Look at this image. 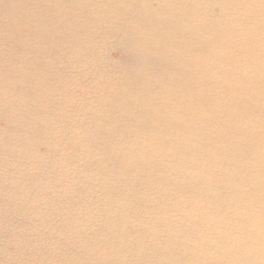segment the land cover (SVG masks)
I'll return each mask as SVG.
<instances>
[{"label":"clouds","instance_id":"1","mask_svg":"<svg viewBox=\"0 0 264 264\" xmlns=\"http://www.w3.org/2000/svg\"><path fill=\"white\" fill-rule=\"evenodd\" d=\"M27 14L59 37L63 79L45 91L66 103L44 123L60 187L29 199L12 181L23 194L10 202L32 223L12 229L0 264H264V0H56ZM117 47L134 63L113 61ZM34 68L0 65V101L13 113L10 88L35 80ZM77 179L92 195L61 212L47 193L60 200ZM114 185L126 190L115 203L104 195ZM142 197L156 207L138 217ZM97 229L119 246L98 243ZM45 232L59 237L46 256L30 243ZM61 247L80 255L61 257Z\"/></svg>","mask_w":264,"mask_h":264},{"label":"bare ground","instance_id":"2","mask_svg":"<svg viewBox=\"0 0 264 264\" xmlns=\"http://www.w3.org/2000/svg\"><path fill=\"white\" fill-rule=\"evenodd\" d=\"M49 2L55 3L56 0H3V3H0V65L8 63L11 68L13 65H27L30 62L35 65L32 71L37 73V78L35 80L30 79L24 87L17 85L14 89L10 88L12 95L20 98L12 101L16 106L14 113L11 106L4 107L3 102L0 101V247L9 241L13 228L27 230V226L32 223L27 217L16 212L10 202V194H23L18 190L19 185H13L12 181L19 179L21 183L25 184V190L30 189L29 199L36 197L40 189L48 182L57 188L60 187L56 183L60 180V174L54 166L59 153L49 155L48 133L44 123L45 114H48L51 109L58 111L66 103L63 99L55 100L48 97V93L45 91L46 88L57 87L56 82L63 79L62 76L58 75L59 72L63 71L58 68L59 60L57 57L60 56V48L57 41L59 37L46 34L38 26L36 18L27 14L28 9L33 8L36 4ZM63 2L70 3L71 0H63ZM208 51V45L202 44V54H207ZM115 52L120 54L119 57L114 59L111 56L110 58L116 63L121 65L134 63L135 56L127 47H117ZM46 97L48 98L46 99ZM203 103L211 111L209 106L213 102L206 97ZM37 117L40 118L37 119ZM197 123H193V129ZM106 124L107 121L104 120L101 128ZM174 127L181 131L184 130L183 123L175 124ZM218 143L217 138L213 136L208 139L206 146L215 147ZM5 155L7 159H5ZM79 160V148L77 147L72 152L70 162L75 164ZM5 164H7V173L3 172ZM5 176H7L8 183H4ZM142 179L144 178L142 177ZM145 184H147L146 180ZM88 188L86 181L77 179L69 194L65 195L63 191L59 193L62 199L57 200L51 191L47 195L52 197L56 206L60 207L61 212H63L64 209L72 210L77 205L86 202L92 195ZM125 191L120 185H114L104 195L115 203L123 198ZM143 192L144 188H140V193ZM153 207L156 206L142 197L135 204L137 216H143L147 210ZM49 211L51 212L52 209L50 208ZM115 219L116 231L119 232L123 222L119 215ZM3 225H8L7 230L3 228ZM60 227L63 228L64 225L61 224ZM128 231L134 235L142 236L145 234V229H134L131 224L128 226ZM103 234L104 229H97L90 235L93 238H99L97 239L98 243L119 246L120 241L117 236L109 234L108 239H103ZM58 239L56 233L45 232L43 240H33L30 243L37 244L46 256L48 255L47 244ZM78 255L80 252L77 247H61L59 249V256L61 257L72 258Z\"/></svg>","mask_w":264,"mask_h":264},{"label":"rangeland","instance_id":"3","mask_svg":"<svg viewBox=\"0 0 264 264\" xmlns=\"http://www.w3.org/2000/svg\"><path fill=\"white\" fill-rule=\"evenodd\" d=\"M119 55H120V54L117 53V52H115V51L111 53V56H112L114 59L118 58Z\"/></svg>","mask_w":264,"mask_h":264}]
</instances>
